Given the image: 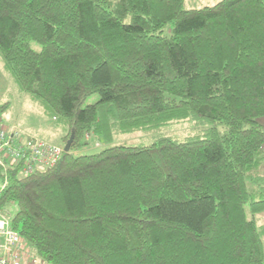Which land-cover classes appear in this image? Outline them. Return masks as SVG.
I'll return each instance as SVG.
<instances>
[{
  "label": "trees",
  "instance_id": "trees-1",
  "mask_svg": "<svg viewBox=\"0 0 264 264\" xmlns=\"http://www.w3.org/2000/svg\"><path fill=\"white\" fill-rule=\"evenodd\" d=\"M0 64L72 138L51 168L0 166L35 259L264 264V0H0ZM188 120L209 128L112 146ZM87 137L108 146L77 154Z\"/></svg>",
  "mask_w": 264,
  "mask_h": 264
},
{
  "label": "rangeland",
  "instance_id": "rangeland-1",
  "mask_svg": "<svg viewBox=\"0 0 264 264\" xmlns=\"http://www.w3.org/2000/svg\"><path fill=\"white\" fill-rule=\"evenodd\" d=\"M219 0H184V9H200L205 6H212ZM32 49L39 50L35 44ZM97 100L96 96L89 97L84 105L91 104ZM0 119L10 128L14 127L26 138L36 137L47 140L62 149H64L65 132L60 126L56 125L50 117L44 115L41 107L33 102L26 94L19 92L15 83L9 75H6L0 64ZM209 127L198 126L192 120L172 123L166 127L152 132H139L129 135H118L115 137L112 146L138 147L148 146L156 140L167 137L175 141H184L185 139L200 136ZM49 139V140H48ZM64 140V142H63ZM87 145L79 149L77 154H96L108 145H103L93 137H87ZM260 173L264 175V163L260 168ZM246 215L250 216L248 205L244 207ZM8 213V212H7ZM5 215V214H4ZM9 219V214L6 215ZM264 225V214L259 222ZM35 264H45L42 261L35 260Z\"/></svg>",
  "mask_w": 264,
  "mask_h": 264
},
{
  "label": "built area",
  "instance_id": "built-area-1",
  "mask_svg": "<svg viewBox=\"0 0 264 264\" xmlns=\"http://www.w3.org/2000/svg\"><path fill=\"white\" fill-rule=\"evenodd\" d=\"M63 149L43 140L26 138L14 127L0 119V166L22 163L24 177L38 169L51 168L59 160ZM31 248L10 229L9 219L0 215V264H35Z\"/></svg>",
  "mask_w": 264,
  "mask_h": 264
},
{
  "label": "water",
  "instance_id": "water-1",
  "mask_svg": "<svg viewBox=\"0 0 264 264\" xmlns=\"http://www.w3.org/2000/svg\"><path fill=\"white\" fill-rule=\"evenodd\" d=\"M71 141H72V138H70L67 141V143L65 144L64 149H63L64 153H67L69 151V148H70V145H71Z\"/></svg>",
  "mask_w": 264,
  "mask_h": 264
},
{
  "label": "crops",
  "instance_id": "crops-1",
  "mask_svg": "<svg viewBox=\"0 0 264 264\" xmlns=\"http://www.w3.org/2000/svg\"><path fill=\"white\" fill-rule=\"evenodd\" d=\"M259 122H260V124H261V125L263 126V128H264V118L260 119Z\"/></svg>",
  "mask_w": 264,
  "mask_h": 264
}]
</instances>
